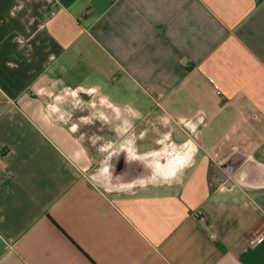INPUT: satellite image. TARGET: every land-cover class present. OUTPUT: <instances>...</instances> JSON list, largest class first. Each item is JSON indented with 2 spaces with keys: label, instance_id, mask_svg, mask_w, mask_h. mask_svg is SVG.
I'll list each match as a JSON object with an SVG mask.
<instances>
[{
  "label": "crops",
  "instance_id": "0c3cea01",
  "mask_svg": "<svg viewBox=\"0 0 264 264\" xmlns=\"http://www.w3.org/2000/svg\"><path fill=\"white\" fill-rule=\"evenodd\" d=\"M263 229L264 0H0V264H264Z\"/></svg>",
  "mask_w": 264,
  "mask_h": 264
},
{
  "label": "rangeland",
  "instance_id": "374dc122",
  "mask_svg": "<svg viewBox=\"0 0 264 264\" xmlns=\"http://www.w3.org/2000/svg\"><path fill=\"white\" fill-rule=\"evenodd\" d=\"M74 111V108H72L71 112ZM73 117H72V121L77 120L76 116L74 115V113H72ZM90 131V130H89ZM104 163V162H103ZM116 164H113V169L115 170V166ZM129 171L127 172V182L128 183H133L134 185H146L151 183L150 180H147L145 176H147V173H149V169L148 168H144V166L142 167L141 171L138 172V164L134 161H130L129 162ZM145 169V170H144Z\"/></svg>",
  "mask_w": 264,
  "mask_h": 264
},
{
  "label": "flooded vegetation",
  "instance_id": "af4514ba",
  "mask_svg": "<svg viewBox=\"0 0 264 264\" xmlns=\"http://www.w3.org/2000/svg\"><path fill=\"white\" fill-rule=\"evenodd\" d=\"M175 159H169L165 164L163 163V169L162 172H160L158 175H160L162 178L167 177V175L172 174L174 171V166H175Z\"/></svg>",
  "mask_w": 264,
  "mask_h": 264
},
{
  "label": "built area",
  "instance_id": "2783aa9c",
  "mask_svg": "<svg viewBox=\"0 0 264 264\" xmlns=\"http://www.w3.org/2000/svg\"><path fill=\"white\" fill-rule=\"evenodd\" d=\"M262 238H264V229L259 233V235L256 237V241L261 240Z\"/></svg>",
  "mask_w": 264,
  "mask_h": 264
},
{
  "label": "bare ground",
  "instance_id": "6f19581e",
  "mask_svg": "<svg viewBox=\"0 0 264 264\" xmlns=\"http://www.w3.org/2000/svg\"><path fill=\"white\" fill-rule=\"evenodd\" d=\"M175 162H176V166H175V168L177 169V168L183 163V160H181V159H179V158H178V159L176 158V159H175ZM176 169H175V170H176Z\"/></svg>",
  "mask_w": 264,
  "mask_h": 264
}]
</instances>
